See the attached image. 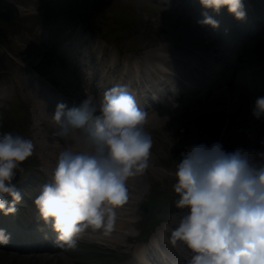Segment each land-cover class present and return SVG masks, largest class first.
<instances>
[{"label":"clouds","instance_id":"clouds-1","mask_svg":"<svg viewBox=\"0 0 264 264\" xmlns=\"http://www.w3.org/2000/svg\"><path fill=\"white\" fill-rule=\"evenodd\" d=\"M200 3L215 12L226 7L238 20L245 17L242 0ZM203 23L218 26L206 14ZM252 115L264 116V97L256 99ZM53 119L58 136L83 129L92 148L62 152L50 182L34 200L39 217L56 233L54 244L71 249L90 228L111 233L116 209L128 200L127 181L149 168L152 139L144 130L146 112L119 85L106 90L98 103L87 98L70 109L58 104ZM33 151L30 139L0 135V211L5 215L14 213L21 199L13 179ZM175 178V207L187 212L169 229L167 241L186 264H264V154L257 159L242 148L227 153L220 143L193 146ZM9 239L0 229V243Z\"/></svg>","mask_w":264,"mask_h":264},{"label":"rangeland","instance_id":"rangeland-1","mask_svg":"<svg viewBox=\"0 0 264 264\" xmlns=\"http://www.w3.org/2000/svg\"><path fill=\"white\" fill-rule=\"evenodd\" d=\"M0 1V135L5 133L19 135L30 139L34 144L32 156L18 168L23 170L22 178L25 172L33 171V168L43 172V175L38 172L35 173L34 180L29 183L32 186L26 189L25 194L31 198L32 195L38 196L42 186L50 182L52 172L57 164V162L46 161L40 148L42 144H48L54 145L53 150H55L57 142L49 138L46 130L42 131V128L38 131L42 132L45 137L36 139V132L33 130V124H35L33 97H30L28 90L32 86L30 72H34L36 75H44V79L33 78L32 80L33 85L44 84V88L46 87L44 91L47 89L45 80V82L63 89L65 93L70 91L71 94L78 95L83 99L92 98L94 103H97L96 99L88 93L87 88L83 87V82L70 74L71 72L58 53L61 48L60 45L66 38L71 37L73 32L76 39L83 37L84 40H87L90 37L94 42L98 39L103 40L104 45L110 46L109 48L114 50L113 55L115 56L123 53L143 56L144 53L154 52V49H163L162 44L165 43L166 39L176 43H179L178 41L184 42V35L190 32L193 25L189 18L185 20L178 16L175 10L160 7L155 0ZM17 15L20 17L16 18ZM7 27H11V30H6ZM201 39L198 43L192 40L184 43L194 47L195 50L197 49V52H201L200 54L210 55L214 51L211 49L212 42L205 35L201 36ZM249 51L251 52V48ZM245 52L247 53L248 49ZM243 54L245 53L243 52L241 55ZM255 55L257 56V53ZM73 70L75 73L79 72V69L74 68ZM24 73H26L25 78ZM67 81L68 84H66ZM214 91L215 93L210 94L211 96L208 98H205L207 95L204 96V101L214 98L217 100L221 97L217 93L218 89ZM244 106L242 104L241 114L249 113L250 107L247 105L245 109ZM189 108L184 107L178 112L170 111L169 114H162L161 117L153 116L148 123L152 125L144 128L152 139L149 167L155 168L149 169L150 171L143 175L133 177L136 179L135 182H139L142 192L141 195L137 194V204L133 206L134 215L127 221L138 222L140 205L149 200L154 192L156 193V202L162 204L164 201L171 204V201L167 199L174 195L178 196L173 189L176 182L175 172L180 161L177 157L184 158L191 147L200 145L194 142L190 144L188 138L191 132H195V128L199 133L202 128L201 123L204 122L202 121L203 118L193 122L192 117L196 113L190 115ZM198 109H200V103H196L192 108L193 111ZM45 116L47 118V114H43V118ZM175 116L177 117L175 118ZM153 118L155 120L156 118L160 119L161 123L152 121ZM37 122L41 123L40 118ZM221 126H219L218 132L220 131L221 136H227L230 131H224L225 129ZM236 129H239L238 135L236 134L239 137V133L241 134L243 130L242 128ZM252 129L250 128V136L258 135V129ZM251 131L253 132L251 133ZM236 135L231 136L233 151L242 148L252 153L251 142H237ZM243 135L246 137L248 134L245 132ZM58 138L64 139L65 137L58 136ZM60 146L58 147L60 148ZM232 146L229 149L232 150ZM67 148L70 149V147ZM79 148L81 146L78 147V150ZM133 179L130 178L129 180L132 181ZM17 203L21 206L17 210L19 214L22 213L20 211L25 206L29 205L26 200H20ZM162 204L155 209L154 218L168 220L170 218L169 208ZM31 211H33L32 214L36 213L33 208ZM138 228L139 226H128L122 233L130 235L131 238L122 240L125 237H121L116 244L111 245L109 243L110 245L102 246L91 241H85L77 243L75 248L70 249L65 246V250L62 252H55L59 253V256L48 254L49 252L46 251L43 258L53 256L51 259H42L38 256L42 255L43 252L35 254L17 253L18 245L14 249L2 247L0 248V264H119L127 257L126 253L132 252L140 241H144L141 239L142 237L145 238L150 235V232L146 236L143 231L141 233L138 230L140 237L133 241L137 236ZM53 233V237H55L56 234ZM93 236L94 238L105 237L100 234H93ZM134 243L135 246H133ZM53 245H55L54 242ZM31 256L35 257L32 258ZM84 259H88V261L84 262Z\"/></svg>","mask_w":264,"mask_h":264},{"label":"bare ground","instance_id":"bare-ground-1","mask_svg":"<svg viewBox=\"0 0 264 264\" xmlns=\"http://www.w3.org/2000/svg\"><path fill=\"white\" fill-rule=\"evenodd\" d=\"M202 30L203 28H201V30L190 29V32L186 34L182 32L183 34H185L183 38L184 42L189 41V40H192L197 43L200 42L202 40L201 39V35L203 33L201 32ZM204 31L206 33L208 32L206 28H204ZM243 41L246 42V47H249V48H248V54L245 55V58L243 60L245 62V65L244 67H242V65H238V71H240V73L243 74L244 77L249 78L251 76V79H249V81H251V91L248 94L245 93L247 90L246 85L242 83L240 85H237V89H234L233 91H230L229 93H224L223 90L218 91L217 93L221 95V97L218 98L217 100H215L214 98V99H208L207 101H203L202 100L203 98L200 100V98L196 96L191 100L182 101V105H180V107H171L169 110L160 112L158 116H161L162 114H165L170 111L171 112L181 111L182 108L184 107H190L189 108L190 115H193L194 113H196L195 115H193L192 121L195 122L196 120L203 118L202 121L204 122L201 123L202 128L200 129L199 133L196 128H195V132H191V135L188 138L189 143L191 144L194 142L196 144L205 145L209 148L214 143H220L224 151L227 153H231L234 150L232 146V142H231V136L233 134L236 135L237 131L239 132V129H236V128H242L243 131L241 134L239 133L240 136L237 137L238 134L236 135V140H238L237 142L239 141L251 142L253 146V149L251 150V152L254 154V158L259 159L260 154H264V116H261L259 119H257L253 117L252 113L255 107L256 99L258 97H264V27L259 31L250 33L249 36ZM164 42L166 46L164 47L165 52L167 50L170 51V53H172L173 51L175 52L176 50L181 51L180 50L181 45H179L178 43L174 41H170L168 39H166ZM219 42L221 41L219 40ZM84 43L85 42L79 43V41L76 43V46H78L79 48L78 49L79 54L84 52L82 50L83 49L82 46L84 45ZM250 48H251V52L249 51ZM216 50H217V55L221 57V55L223 54L221 53L219 47H216ZM255 53H257V56L255 55ZM154 56L155 55L148 54L146 57L150 59V58H153ZM169 58L170 57H167L165 59H167L168 67H172V65L176 64V61L172 58L171 59ZM199 60L205 67L209 68L211 65V61L213 59L205 55ZM237 61H238V58H237ZM226 67L227 66H225V59L221 58L220 68L222 70H225ZM189 75H192L190 71H189ZM233 75H234L233 68H230V70L228 71V75L222 76L221 81L227 87H231V84H232L231 77H233ZM66 83H69V82L67 81ZM219 85L220 84L217 83L211 89L207 90L205 93V96L207 95L206 97L208 98V96H211L210 94L215 93L214 90H216L219 87ZM28 90L30 93L35 92L39 98V101L33 104V111H34V116H35V119H34L35 124H33V130L36 132L35 134L37 137L36 139L38 140V139L45 137L43 136L44 134L42 132L38 131L39 129L42 128V131L46 130V134L49 135L48 136L49 138H52V140H55V142H57L55 150H53L54 145L42 144L40 151L42 152L41 154L43 158H45L46 161H51L52 163H55L58 161V158L62 152L69 151V152L74 153L77 151V153H79L78 147L80 146L82 147L83 145H85V142H81L80 138L77 137V139H75L74 141H71L68 138L69 134L64 139L58 138V135L56 133L59 131V126L54 121L53 114L49 111L46 105L47 100L45 98H42L44 102H41L40 100V95L42 94L41 85L39 87L31 86L29 87ZM244 97L247 100V104H243ZM196 103H200V109L193 111L192 108H194ZM242 104L243 106L248 105L250 107L251 110L249 113L245 112L244 114H241ZM245 106L244 108L246 109ZM41 110H42V113H41ZM43 114H47V118L45 116L46 119L43 118ZM152 117L153 116H150L149 119L150 118L152 119ZM176 117L177 116H175V118ZM38 118H40L41 123L37 122ZM154 120L155 118H153L152 121ZM155 121L158 124L161 123L160 119L158 118H156ZM219 126L224 128L225 129L224 131L226 132L230 131V133H227V136L225 135L221 136L219 133L220 131L218 132ZM250 128L258 129V135L250 136ZM37 132L39 133L37 134ZM245 132H247L248 134L246 137H244V135L242 136V134ZM252 132L253 131H251V133ZM230 144L232 146V150L229 149L231 148ZM59 145H61L60 148L58 147ZM65 146L70 147V149ZM151 168L153 167H149L145 171V173L149 172L150 171L149 169ZM134 180L136 179H133L132 181L130 180L127 181L128 200L123 206H120L118 209H116L114 227L111 233L106 236L104 235L103 229L93 230L90 228L86 230V232L82 235V237L78 241L94 240V241H97L98 244L105 246V245H108L109 243H111V245L116 244L118 239L120 240L121 237H125L122 240H125L126 238H130L129 235L124 234L122 232L126 230L129 226V223L126 219L133 216L132 207H133V204L137 202V199L135 196L137 194L141 195V192H142V187L139 186L140 185L139 182L137 181L135 182ZM186 212H187V209L177 210L175 212L176 215L173 217L170 223V227L174 228L178 222L179 217L185 214ZM93 234H100L105 237L94 238ZM159 246L163 247L164 255H165L164 260L169 261V262H174L178 260V257L180 258V256H178L177 254V252L179 251L176 248H173L171 245L170 247H165L163 246L162 243L159 242ZM135 250L138 251V249H135ZM142 253L145 254L144 251ZM147 255L150 256L151 255L150 252H148Z\"/></svg>","mask_w":264,"mask_h":264},{"label":"trees","instance_id":"trees-1","mask_svg":"<svg viewBox=\"0 0 264 264\" xmlns=\"http://www.w3.org/2000/svg\"><path fill=\"white\" fill-rule=\"evenodd\" d=\"M170 199V198H169ZM169 199H167V200H169ZM171 200V199H170ZM169 200V201H170ZM154 201V202H153ZM174 202V201H173ZM156 203H159L160 205L162 204L161 202H156V200H155V197H153L152 198V201L151 202H149L148 203V205H147V212L150 214V212H152V209L154 208V207H156ZM150 220V219H149Z\"/></svg>","mask_w":264,"mask_h":264}]
</instances>
